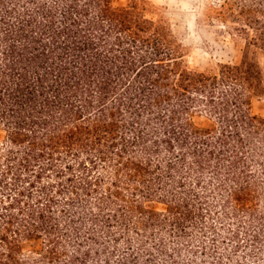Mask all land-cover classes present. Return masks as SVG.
Returning a JSON list of instances; mask_svg holds the SVG:
<instances>
[{"label": "trees", "instance_id": "1", "mask_svg": "<svg viewBox=\"0 0 264 264\" xmlns=\"http://www.w3.org/2000/svg\"><path fill=\"white\" fill-rule=\"evenodd\" d=\"M214 12L264 48V0ZM183 55L135 5L0 0V264H264L261 71Z\"/></svg>", "mask_w": 264, "mask_h": 264}, {"label": "rangeland", "instance_id": "2", "mask_svg": "<svg viewBox=\"0 0 264 264\" xmlns=\"http://www.w3.org/2000/svg\"><path fill=\"white\" fill-rule=\"evenodd\" d=\"M223 0H114L116 6L135 5L153 20H162L175 39L183 46V63L192 69L215 70L220 62H237L244 52L258 64L264 85V48L245 44L230 35L229 25L215 16L214 8ZM254 114L264 117V97L252 101ZM199 126L208 120L201 114L194 116Z\"/></svg>", "mask_w": 264, "mask_h": 264}]
</instances>
